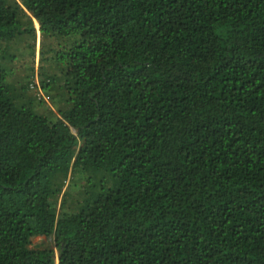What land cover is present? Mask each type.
I'll use <instances>...</instances> for the list:
<instances>
[{
    "label": "trees",
    "instance_id": "trees-1",
    "mask_svg": "<svg viewBox=\"0 0 264 264\" xmlns=\"http://www.w3.org/2000/svg\"><path fill=\"white\" fill-rule=\"evenodd\" d=\"M34 20L71 105L0 67V264H264V0H0V44Z\"/></svg>",
    "mask_w": 264,
    "mask_h": 264
},
{
    "label": "rangeland",
    "instance_id": "rangeland-1",
    "mask_svg": "<svg viewBox=\"0 0 264 264\" xmlns=\"http://www.w3.org/2000/svg\"><path fill=\"white\" fill-rule=\"evenodd\" d=\"M29 15H31L28 12ZM34 20L37 30L35 41L27 32H13L12 37L5 39L0 44V67L7 71V82L9 84L15 103L20 105L33 104L36 113L47 115L54 119L58 111L67 109L70 105L71 95L65 87V77L61 72V67L54 57L56 53L63 50L67 41L61 36H42L39 32V23ZM33 44L35 48H33ZM42 50L43 53H40ZM34 51V52H33ZM45 68V75L52 80L50 90L43 89L41 83V68ZM31 84H36V89L31 88ZM43 90L44 100L38 97V92ZM75 132V131H74ZM75 180V179H74ZM72 177L67 180V184L72 182ZM67 196L68 205L74 207L78 201L84 198L80 196L82 180H75ZM98 183V181H97ZM74 184V186H73ZM112 186L110 178H106V187ZM66 189V188H65ZM31 247L54 248V242L46 237L37 236L33 238ZM58 258V251L55 249Z\"/></svg>",
    "mask_w": 264,
    "mask_h": 264
},
{
    "label": "built area",
    "instance_id": "built-area-1",
    "mask_svg": "<svg viewBox=\"0 0 264 264\" xmlns=\"http://www.w3.org/2000/svg\"><path fill=\"white\" fill-rule=\"evenodd\" d=\"M31 88L32 89H36V84H31ZM38 97L39 98H44V93H43V90H41L40 92H38Z\"/></svg>",
    "mask_w": 264,
    "mask_h": 264
},
{
    "label": "water",
    "instance_id": "water-1",
    "mask_svg": "<svg viewBox=\"0 0 264 264\" xmlns=\"http://www.w3.org/2000/svg\"><path fill=\"white\" fill-rule=\"evenodd\" d=\"M59 261V257L57 258V262Z\"/></svg>",
    "mask_w": 264,
    "mask_h": 264
}]
</instances>
